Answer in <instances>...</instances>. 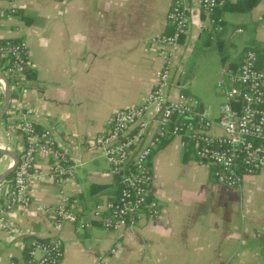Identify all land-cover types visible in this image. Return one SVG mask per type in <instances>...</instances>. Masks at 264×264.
Segmentation results:
<instances>
[{"label":"crops","instance_id":"obj_1","mask_svg":"<svg viewBox=\"0 0 264 264\" xmlns=\"http://www.w3.org/2000/svg\"><path fill=\"white\" fill-rule=\"evenodd\" d=\"M33 1L0 0V11L12 6L28 19L0 16V40L19 39L35 75L14 101L50 133L74 177L59 185L47 175L48 160L36 159L28 205L6 218L15 232L0 229V264L23 260L24 238H59L58 264H264V169L238 188L220 186L210 180V167L182 162L180 137L169 138L149 160V192L159 205L155 219L141 217L132 228L109 232L90 215L119 180L91 141L114 111L140 105L154 85L162 55L151 40L169 33L171 0H37L53 7L38 10L34 19L25 13ZM185 2L189 28L173 59L168 95L185 92L209 116L199 97L214 90L219 105L217 83L239 63L242 50L255 43L264 52V0L247 14L221 16L215 32L228 45L224 64L213 43L204 45L208 25L198 0ZM12 139L14 153L23 139L17 133ZM8 161L1 156L0 174ZM93 185L107 189L91 195ZM63 198L73 201L78 217L56 231L38 208L55 207Z\"/></svg>","mask_w":264,"mask_h":264},{"label":"built area","instance_id":"obj_2","mask_svg":"<svg viewBox=\"0 0 264 264\" xmlns=\"http://www.w3.org/2000/svg\"><path fill=\"white\" fill-rule=\"evenodd\" d=\"M12 5L13 0H5ZM217 6L216 0H198L200 13L205 17L208 30L215 24L210 16ZM13 7L0 11L9 18ZM171 29L167 35L151 40L161 53L162 64L154 85L145 100L138 106L114 111L96 135L91 146L102 152L112 173L119 174L120 191L114 200L95 204L90 210L93 219L101 222L104 231L115 232L132 228L141 217L155 219L159 205L149 192L150 174L148 161L165 136L186 135L195 147V161L199 165L215 168L214 183L226 188H238L243 178L253 176L264 169V68L256 67V55L247 50L234 72L227 71L217 83L221 103L217 116L208 118L198 111V102L180 92L170 99L173 59L179 50V40L188 32V8L185 0H171L166 14ZM0 55L8 57L9 66L4 71L15 78L19 76L21 55H25L22 42L0 43ZM4 85L0 80V108ZM21 91V90H20ZM148 112L151 115L147 117ZM0 121V150L12 152L14 133L23 139V145L14 152L18 156L10 181H0V229L15 232L7 221L8 214L17 206L29 203V187L36 175L38 157L48 160L47 175L62 185L74 177V166L58 150L46 129L36 131L30 120V112L13 101ZM190 117L191 121L176 123L174 119ZM216 129L217 134L211 130ZM13 153V152H12ZM11 166L8 161L7 168ZM38 210L58 231L64 223H75L74 206L63 198L55 207H39ZM86 224H81L85 226ZM62 257L59 238L31 241L26 258L10 264H58Z\"/></svg>","mask_w":264,"mask_h":264},{"label":"trees","instance_id":"obj_3","mask_svg":"<svg viewBox=\"0 0 264 264\" xmlns=\"http://www.w3.org/2000/svg\"><path fill=\"white\" fill-rule=\"evenodd\" d=\"M259 1L260 0H236L233 3L229 2V1H225V2L221 3L219 0H216L217 6L215 7V9L213 10V12L210 16L211 20L215 24V27L212 30H207V36H206L204 45L207 46V45H211V43H213V47L217 53L218 60H219L220 64H224L228 60V55H227L228 45H226L224 41L218 39L216 32H215L219 28V26H221L223 23L221 16L223 14H226V13L247 14L250 12V10L252 8H254L258 4ZM8 15H9V17L20 18L21 21L28 23V19L25 18L21 14V12L17 9H13V12L8 13ZM170 32H171V29L169 28V33ZM180 40H181V38H180ZM4 41L5 40H0V43H3ZM7 41H9L12 44H17V43L21 42L19 39H7ZM247 50H251L255 53L256 62H257L256 67L257 68H264V52H263V50L259 49L258 45L255 43L249 44L242 51H243V53H245ZM257 58H258V61H257ZM21 59H22V63L19 66L20 78H15L14 76L9 75V74H6V77H5L7 82H8V88H9L10 99H11L10 102H13L17 98L18 94L20 93V90L23 88L24 83L29 82V81H33L35 78L34 72L29 67L26 54L21 55ZM9 62H8V57L0 55V72L2 74H4V71L9 66ZM238 65H239V63L233 65L232 72H234L236 70ZM180 93L185 97H189L183 91H180ZM6 118H7V114H5L3 116L2 120H5ZM173 121L176 123H179V122H188V121H191V119L185 117V118H180V119H174ZM33 127L36 131H38V132L41 131V128H39L36 124H33ZM169 138H171V137L168 135L163 137L162 140L160 141V144L158 145V147L161 146L166 141H168ZM180 139H181V143H182V147H183L182 157H181L182 162H187L190 160L195 161V147H194L193 143L184 134H182L180 136ZM0 158H1V156H0ZM209 169H210V171H209L210 172L209 173L210 180L213 181L212 180V173H213L215 168L210 167ZM148 173L150 174L149 161H148ZM11 178H12V173L6 178V181H10ZM112 188H113V190L109 194L105 193L107 195H110L108 200H114L117 197V195L120 191L119 180H118V182H116L113 185ZM106 189H107V187H100V186L93 185L90 187V194L95 195L100 190H102V193H104ZM72 202H73L72 200H69V203H72ZM75 217L77 219L78 215L77 216L75 215ZM45 240H47V239L24 238L23 239L24 248L22 250L23 251V253H22L23 254V260L26 258V253H27V250L29 247V243L31 241H45ZM12 262L16 263V261H11L10 263H12Z\"/></svg>","mask_w":264,"mask_h":264},{"label":"rangeland","instance_id":"obj_4","mask_svg":"<svg viewBox=\"0 0 264 264\" xmlns=\"http://www.w3.org/2000/svg\"><path fill=\"white\" fill-rule=\"evenodd\" d=\"M53 7L49 2H43L34 0L29 4V6L25 7L26 11L25 13L28 14V17H31L34 19L36 16L38 10L40 9H51ZM234 19H240V17H243L242 15H236ZM199 97V96H198ZM195 98V97H194ZM201 100V103L203 104L204 108L207 109L209 108V113H208V118H213L215 115H217V106H218V99L214 93V90H212L211 94H204L199 97ZM1 164H0V170H1Z\"/></svg>","mask_w":264,"mask_h":264},{"label":"water","instance_id":"obj_5","mask_svg":"<svg viewBox=\"0 0 264 264\" xmlns=\"http://www.w3.org/2000/svg\"><path fill=\"white\" fill-rule=\"evenodd\" d=\"M0 80L3 82V85H4L3 101H2V106L0 108V121H1L3 116L8 111L11 99H10V93H9V88H8V82L6 78L4 77V75H2L1 73H0ZM201 110H202V107L201 105H199V112H201ZM187 118H190V117H187ZM0 156L5 157L11 161V166L8 169H6L2 174H0V181H4L12 173L14 167L16 166L17 161H18V156L15 153L2 151V150H0Z\"/></svg>","mask_w":264,"mask_h":264}]
</instances>
